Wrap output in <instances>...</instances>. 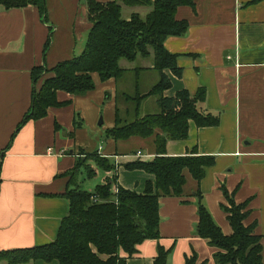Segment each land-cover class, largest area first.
<instances>
[{
	"label": "crops",
	"instance_id": "obj_1",
	"mask_svg": "<svg viewBox=\"0 0 264 264\" xmlns=\"http://www.w3.org/2000/svg\"><path fill=\"white\" fill-rule=\"evenodd\" d=\"M46 7V20L33 6L0 9V252L44 247L57 240L70 212L66 174L84 154L99 152L114 164L115 170L105 172L103 178L105 182L116 179L114 191L121 186L144 193L148 182L156 183L154 175L126 168L154 159L153 139L119 143L108 139L105 147H97L103 135L97 134L98 127L115 126L114 80L102 82L96 76V89L82 96L58 92L63 106L50 108L46 117L30 120L18 130L32 107L34 90H40L45 78L52 76L46 72L36 84L33 70L51 71L80 56L93 26L86 0H46ZM150 10L123 6L122 16L126 12L124 19L133 14L145 17ZM176 18L188 22V31L185 36L167 38L165 48L181 56L178 65L184 72L182 78L165 72L172 81L165 97L183 90L195 95L205 88V108L219 116L220 122L217 127L198 128L191 121L188 139L168 141L167 154L178 157L197 152L215 157V164L206 168L200 183L187 172L182 197L161 199L160 239L144 241L132 258L122 251L127 264H155L159 246L173 250L168 264H186L194 253L198 264H217V249L196 235L198 189L203 204L228 236L233 230L223 209V205L229 207L225 192L237 205L247 203L250 214L244 224H256L255 234L263 238L264 246V0H196L194 8L179 7ZM144 68H153V60ZM151 71L157 84L159 73ZM150 82L146 86L142 82L143 92L155 85L150 87ZM108 93L113 98L104 111ZM149 99L151 106L159 108L158 97L148 98L141 107L142 116L151 115L142 111ZM104 112L110 114L106 120L101 117ZM26 264L60 263L37 260Z\"/></svg>",
	"mask_w": 264,
	"mask_h": 264
},
{
	"label": "trees",
	"instance_id": "obj_2",
	"mask_svg": "<svg viewBox=\"0 0 264 264\" xmlns=\"http://www.w3.org/2000/svg\"><path fill=\"white\" fill-rule=\"evenodd\" d=\"M86 2L93 26L85 50L51 71L44 67L33 70L36 84L46 72L52 76L45 78L40 90H34L32 107L18 130L30 120L46 117L50 108L63 106L58 101V92L82 96L95 90L96 76L102 82L114 80L117 83L115 126L106 131V138L116 143L132 138L153 139L154 159L148 163H131L126 168L144 170L155 176L156 183L148 182L144 193L121 186L114 191L116 179L112 177L97 186L94 193H88L81 186L84 180L95 179L99 171L112 173L116 167L99 152L85 154L66 174L69 186L65 196L70 201V212L61 223L57 240L44 247L0 252V264L3 261L26 264L37 260H57L60 264H127L128 258L137 254L140 244L160 239L161 199L182 197L187 184L186 173L189 172L200 183L206 175V168L215 164V157L200 156L197 152L172 157L166 150L168 141L188 139L191 121L198 128L217 127L220 122L219 116L205 108V88H200L195 95L183 90L175 97H165V92L172 88V81L165 72L170 71L178 78H182L184 72L178 65L181 56L168 52L165 41L169 37L186 35L188 22L178 21L176 13L182 6L194 8L196 0ZM29 6L36 7L47 19L46 0H0V9L3 10ZM123 6L151 10L145 17L133 14L128 20L122 16ZM50 44L51 40L46 50ZM139 58L152 59L153 68L128 70L120 65L122 60L136 63ZM151 70L159 73V81L148 92H143V75ZM129 74L134 75L130 80L131 94L128 90L126 93L120 91L118 86ZM151 97H158L160 112L142 116L141 107ZM225 196L229 207L223 205V209L228 214L233 233L229 236L224 234L216 224L198 189L196 235L217 249L214 255L217 264H264L263 238L255 234L256 224L248 227L244 224L250 214L248 204L237 205L227 192ZM122 251L128 258L121 257ZM172 251L159 246L155 264H168ZM186 264H198L197 254L187 257Z\"/></svg>",
	"mask_w": 264,
	"mask_h": 264
},
{
	"label": "rangeland",
	"instance_id": "obj_3",
	"mask_svg": "<svg viewBox=\"0 0 264 264\" xmlns=\"http://www.w3.org/2000/svg\"><path fill=\"white\" fill-rule=\"evenodd\" d=\"M143 9H146V8H143ZM141 14L143 15L144 13H141ZM123 15H124V18L127 17L126 12H124ZM149 61H150V59H143V58H139L136 63H130V62L126 61V60H122L120 65L124 69L132 70L134 68L147 66ZM154 74L155 73L153 71H150V72H147L145 75H143L144 78H143L142 82H144L145 86L148 85L150 80H151L150 87L153 86L156 83L155 80L152 81V79L154 78ZM133 77H134V75L129 74L128 76L125 77V79L123 80L122 83H119L118 86H119L120 91L123 90L126 93V90H128V91H130L128 94H131L133 92L132 83L130 81L131 78L133 79ZM112 98H113V95L111 93H108L106 95V98H105L104 104H103V110L104 111L107 110L106 107L108 105V102H110L111 101L110 99H112ZM151 101L152 100L149 99V100H147L145 102V105L142 108L143 113L155 114V113H158L160 111L157 105L156 106H151V105H153V103ZM108 116H110V114H105V112L101 115V117L104 120H106V117L108 118ZM108 124L109 123H105V125H102V126L98 127L97 134H100L99 131H101V132H103V135H102V133L100 134L101 138L98 140L99 144L97 145V147H99L101 144L103 145V147L106 146L105 144H106V141H107V138H106L107 129L106 130H104V129L107 127ZM104 175H105L104 172H99L98 176H96L95 179H93V180H84L83 183H82V189L85 190L88 193H94V191L97 188V186H99V185H101V184H103L105 182V181H103Z\"/></svg>",
	"mask_w": 264,
	"mask_h": 264
},
{
	"label": "built area",
	"instance_id": "obj_4",
	"mask_svg": "<svg viewBox=\"0 0 264 264\" xmlns=\"http://www.w3.org/2000/svg\"><path fill=\"white\" fill-rule=\"evenodd\" d=\"M50 152H52V150H49Z\"/></svg>",
	"mask_w": 264,
	"mask_h": 264
},
{
	"label": "water",
	"instance_id": "obj_5",
	"mask_svg": "<svg viewBox=\"0 0 264 264\" xmlns=\"http://www.w3.org/2000/svg\"><path fill=\"white\" fill-rule=\"evenodd\" d=\"M100 124L102 125V122Z\"/></svg>",
	"mask_w": 264,
	"mask_h": 264
}]
</instances>
